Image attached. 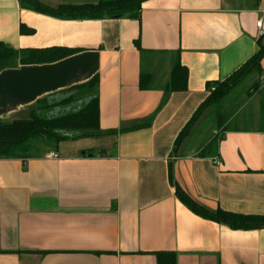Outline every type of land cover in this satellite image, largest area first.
<instances>
[{
    "label": "crops",
    "instance_id": "crops-1",
    "mask_svg": "<svg viewBox=\"0 0 264 264\" xmlns=\"http://www.w3.org/2000/svg\"><path fill=\"white\" fill-rule=\"evenodd\" d=\"M258 21L264 29V0H146L137 20H60L0 0L6 46L78 49L1 71L0 121L26 117L38 100L97 76L98 128L114 132H69L35 156L0 159V264H156L159 252L174 253L176 264H264V228L203 219L169 182L171 168L175 184L207 210L264 215V83L245 92L241 125H231L234 114L211 135V156L197 157L201 146L186 137L174 147L207 97L206 83L223 81L258 51ZM21 25L33 34L21 35ZM177 64L186 89L169 93ZM260 69L259 77L264 59ZM140 73L149 77L146 90Z\"/></svg>",
    "mask_w": 264,
    "mask_h": 264
},
{
    "label": "trees",
    "instance_id": "trees-1",
    "mask_svg": "<svg viewBox=\"0 0 264 264\" xmlns=\"http://www.w3.org/2000/svg\"><path fill=\"white\" fill-rule=\"evenodd\" d=\"M21 9L37 14L46 15L60 20H99L127 18L137 20L141 4L146 0H97L80 4H59L50 6L39 0H17ZM21 35H31L33 30L20 26ZM260 37L257 40L258 51L253 54L237 71L223 81L208 82L205 85L207 97L192 115L189 122L177 136L174 147H178L187 136L190 128L196 123L203 111L213 104L223 100L246 77L260 74V63L264 59V44ZM137 45V43H135ZM137 47V46H136ZM141 52V50L138 48ZM78 49L67 47H48L41 49H14L0 41V72L19 66L49 64L75 54ZM186 70L176 65L172 68L166 87L167 92H183L186 89ZM149 77L141 74L139 77L140 90L148 88ZM97 76L85 84L74 86L40 99L28 111V115L11 122L0 121V159L24 158L30 142L43 138L52 145L68 140L69 132L77 131L79 136L90 137L114 132H101L98 128V96ZM256 81L247 91L250 97L257 89ZM225 121L218 124V130ZM148 126L138 125L133 129ZM124 131V130H121ZM31 140V141H30ZM217 136L201 148L196 156H211L215 152ZM20 154L15 155V152ZM169 182L176 198L195 215L215 223L227 225L232 230H255L264 228V215H240L220 210H207L195 203L179 186H177L169 168ZM0 253L2 251L0 250ZM156 264H176L175 254L168 252L154 253Z\"/></svg>",
    "mask_w": 264,
    "mask_h": 264
},
{
    "label": "rangeland",
    "instance_id": "rangeland-1",
    "mask_svg": "<svg viewBox=\"0 0 264 264\" xmlns=\"http://www.w3.org/2000/svg\"><path fill=\"white\" fill-rule=\"evenodd\" d=\"M258 74H252L245 78L239 85H237L234 90H232L223 100L219 101L217 104L209 105L199 116L196 121V127H191L187 136L186 143L189 146L203 148L208 141L210 142L211 135L218 128V124L223 120L226 121L228 117L233 116L234 114L237 117V120L231 123L239 126L242 124V110L241 108L246 103L245 92L256 82L260 81L261 78ZM259 82V83H260ZM250 106H253V103H250ZM239 110V111H238ZM188 137V138H187ZM31 141V140H30ZM50 144V145H49ZM203 144V145H202ZM44 146L51 147V143L47 142L43 138L33 139L29 147L27 148V155L35 156L44 150ZM20 154L19 151L15 152V155Z\"/></svg>",
    "mask_w": 264,
    "mask_h": 264
},
{
    "label": "built area",
    "instance_id": "built-area-1",
    "mask_svg": "<svg viewBox=\"0 0 264 264\" xmlns=\"http://www.w3.org/2000/svg\"><path fill=\"white\" fill-rule=\"evenodd\" d=\"M255 27H256V29H257V34H256V36H257L258 38L263 37V36H264V29L262 28V23H261V21L256 22V23H255ZM261 82L264 83V76L261 78ZM50 157L55 158L56 156H55V155H50Z\"/></svg>",
    "mask_w": 264,
    "mask_h": 264
}]
</instances>
